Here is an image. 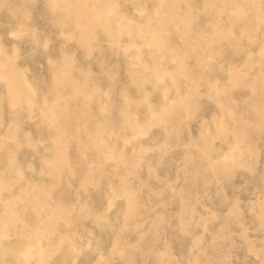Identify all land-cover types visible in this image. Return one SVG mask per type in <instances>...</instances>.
<instances>
[{
	"label": "rangeland",
	"instance_id": "rangeland-1",
	"mask_svg": "<svg viewBox=\"0 0 264 264\" xmlns=\"http://www.w3.org/2000/svg\"><path fill=\"white\" fill-rule=\"evenodd\" d=\"M191 19L170 68L116 0H0V264H264V83L200 88Z\"/></svg>",
	"mask_w": 264,
	"mask_h": 264
},
{
	"label": "crops",
	"instance_id": "crops-1",
	"mask_svg": "<svg viewBox=\"0 0 264 264\" xmlns=\"http://www.w3.org/2000/svg\"><path fill=\"white\" fill-rule=\"evenodd\" d=\"M70 15L64 12L61 16V24L68 28L64 33L71 32ZM186 15L192 16V68L200 77V88L234 90L264 83V0H116V23L124 20L132 27L134 32L128 39L141 47L140 55L146 63L153 57H165L170 68L179 64L185 56L186 37L181 23ZM149 23L161 24L162 31L151 37L137 32L138 27ZM247 26L257 32L253 40L244 34ZM151 39L161 47L160 52L151 46ZM57 44L59 41L56 47ZM88 70L82 60L72 78L80 80ZM36 72L42 74L41 70ZM134 72L141 80L148 78L146 70ZM254 74L258 79L251 81ZM182 86L183 83L179 88ZM242 94L238 91L229 96L241 98Z\"/></svg>",
	"mask_w": 264,
	"mask_h": 264
},
{
	"label": "bare ground",
	"instance_id": "bare-ground-1",
	"mask_svg": "<svg viewBox=\"0 0 264 264\" xmlns=\"http://www.w3.org/2000/svg\"><path fill=\"white\" fill-rule=\"evenodd\" d=\"M106 8V7H105ZM108 8V7H107ZM110 10V9H109ZM202 10V9H201ZM181 25H182V23H181ZM183 26V25H182ZM112 49V48H111ZM129 50V49H128ZM126 51V50H125ZM85 56V55H84ZM86 56H87V54H86ZM177 72V71H176ZM178 73V72H177ZM11 78V77H10ZM7 79V78H6ZM8 80V79H7ZM12 83V82H11ZM175 84V83H174ZM176 86V85H175ZM11 92V91H10ZM9 92V93H10ZM94 100V99H93ZM150 117V116H149ZM263 132V131H262ZM259 133V132H258ZM14 144V143H13ZM88 188V187H87ZM86 189V188H85Z\"/></svg>",
	"mask_w": 264,
	"mask_h": 264
}]
</instances>
